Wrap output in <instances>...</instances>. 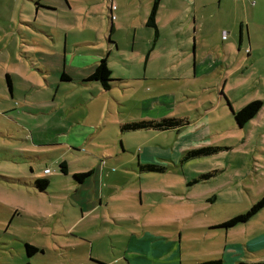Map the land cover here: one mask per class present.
Returning <instances> with one entry per match:
<instances>
[{
	"label": "rangeland",
	"instance_id": "obj_1",
	"mask_svg": "<svg viewBox=\"0 0 264 264\" xmlns=\"http://www.w3.org/2000/svg\"><path fill=\"white\" fill-rule=\"evenodd\" d=\"M252 1L253 12L233 0L197 9L163 27L148 51L145 29L133 49L123 29L111 39L95 1L0 0V264L264 260V206L214 227L264 195V0ZM102 58L115 80L106 92L85 81ZM253 100L256 116L236 126L232 112ZM160 117L187 124L118 128ZM206 146L218 150L181 160ZM43 169L49 185L34 192L28 180ZM90 169L83 184L73 181ZM203 174L211 176L192 183ZM24 244L39 251L28 256ZM135 244L157 258H131Z\"/></svg>",
	"mask_w": 264,
	"mask_h": 264
},
{
	"label": "trees",
	"instance_id": "obj_2",
	"mask_svg": "<svg viewBox=\"0 0 264 264\" xmlns=\"http://www.w3.org/2000/svg\"><path fill=\"white\" fill-rule=\"evenodd\" d=\"M156 8H157V0H154L152 2L149 14H148V16L146 18V22H145V26L151 28L154 31V36L156 35V32H157V30L155 28V23H154ZM108 18H109L108 19L109 20V34H111L112 27H111V23H110V20H111L110 15L108 16ZM109 37H110V35H109ZM105 62H106L105 58H102V60L99 61V63L95 66L93 72L86 78L85 81H87V82L88 81L98 82L100 84V86L102 87V91L106 92V91L110 90V88L112 87L115 80H109L111 71L105 65ZM5 79H6L8 89H10V82L8 80V74L5 75ZM61 79H65V76L62 75ZM260 107H261L260 100H253V101L247 103L246 105L242 106L241 108H239L235 112L231 111L233 121L236 124V126H238L240 128L243 127L249 120H251L253 117L256 116ZM186 124H187V122L183 119H180V118L160 117L158 119H139V120L124 122V123L120 124L118 126V128H119V131H121V132L150 131V130L151 131H157V132H164V131H169V130H177V129L185 126ZM217 150H218V148H216L214 146H206V147H201V148L185 151L183 153L181 160L184 161L186 159H191V158H195V157H199V156L213 154ZM58 169H59L61 174H63V175L66 174V171H67L66 163L60 162L58 164ZM137 169L139 172H164L165 171L164 167L157 166L154 164H137ZM30 171H31V168H30ZM91 172H92L91 170H87L83 173H74L72 175V179L76 184H83L85 179L87 177H89L90 175H92ZM41 173L44 176H42V177L36 176V177L28 180V181H30L29 184L33 188L34 192L35 191L44 192L46 187L49 185L47 178H45V176H47L49 174V171L47 174H44L43 171ZM210 176H211V174L200 175V176H198L197 179L192 180V183H195L198 180H204ZM31 181H33L32 185H31ZM263 206H264V195L262 197L258 198L257 201L252 203L246 211H244L242 213L234 214L233 216L229 217L228 219L216 224L214 227L227 229L229 227L236 225L237 223L244 222L249 217H251L253 214H255L259 209H261ZM140 245L141 244H139L137 246L139 247ZM144 248H146V250H144L142 248L137 253L139 255V256H136L138 258V259H136L137 261H139L141 259L149 261L150 259L148 257H156L157 258L158 254H155V253H153V251L148 250L151 247L148 248V245H147V247L145 246ZM240 248L241 247L239 246V249ZM24 250H25V253L28 256H30V255L36 253L37 251H39V248L34 246V245L24 244ZM146 252H147V254H146ZM126 253L131 258H133V256H135V255L130 254L129 252H126ZM237 253H241V252L229 251L228 256L233 257ZM124 258L126 259L127 257L124 255ZM231 262H234V264H264V260L254 261V262H245V261H242L241 259L233 260V258H231L228 261L229 264ZM126 264H128V263L126 262ZM195 264H221V259H219V258L209 259V260L197 262Z\"/></svg>",
	"mask_w": 264,
	"mask_h": 264
},
{
	"label": "crops",
	"instance_id": "obj_3",
	"mask_svg": "<svg viewBox=\"0 0 264 264\" xmlns=\"http://www.w3.org/2000/svg\"><path fill=\"white\" fill-rule=\"evenodd\" d=\"M85 1L88 3L93 1L96 2L97 4L96 15H110L111 17L110 23L112 27V32L110 34L111 39H113L114 36H116L117 31H121L122 29L125 31V33L131 35V42L129 43L132 49L134 48V44L136 42L137 31H142L143 29H145L146 31H142L141 36L143 37L140 36L139 41L141 45L150 46L148 51H151L155 46V44L158 45L160 44L159 42L162 34L161 30L166 25L170 27L176 24L177 27H179L178 24L181 23V20H185L188 18L185 15H196L197 9L201 10L207 6L216 5V8H219L222 3L226 2V0H157L156 14L154 18L155 28L157 32L156 35L154 36V31L152 30V32H150L149 31L150 28L145 26L146 18L149 14L152 2L154 0H85ZM233 1H235L234 3H236L239 7L243 9L245 8V6H249L250 8L249 10H251V12H253L254 9L256 8V4H254L252 0H233ZM259 1L260 0H258V2ZM121 17H125V18L123 20H120ZM118 20L119 22H117L116 25L115 22ZM164 20L166 21L164 22ZM181 29L186 30V28L183 25L181 26ZM241 37L242 36L240 30V34L238 37V45H240ZM246 39H247V43H249V38L247 37ZM116 42L114 41L109 42V44L110 46H116ZM193 43L195 46L194 38H193ZM90 170L92 171L91 173L93 174V170L92 169ZM97 199L99 201L100 197ZM142 248H143L142 244L139 247L137 246V244H135L132 250H127V252H129L132 255L139 256L137 253ZM133 249H137L138 251H134Z\"/></svg>",
	"mask_w": 264,
	"mask_h": 264
},
{
	"label": "built area",
	"instance_id": "obj_4",
	"mask_svg": "<svg viewBox=\"0 0 264 264\" xmlns=\"http://www.w3.org/2000/svg\"><path fill=\"white\" fill-rule=\"evenodd\" d=\"M43 173L44 174H47L48 173V170L47 169L43 170Z\"/></svg>",
	"mask_w": 264,
	"mask_h": 264
}]
</instances>
